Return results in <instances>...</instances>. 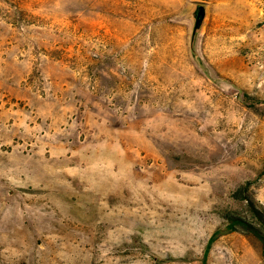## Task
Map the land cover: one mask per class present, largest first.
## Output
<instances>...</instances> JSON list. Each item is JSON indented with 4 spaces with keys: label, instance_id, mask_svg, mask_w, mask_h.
I'll return each mask as SVG.
<instances>
[{
    "label": "rangeland",
    "instance_id": "rangeland-1",
    "mask_svg": "<svg viewBox=\"0 0 264 264\" xmlns=\"http://www.w3.org/2000/svg\"><path fill=\"white\" fill-rule=\"evenodd\" d=\"M0 264H264V0H0Z\"/></svg>",
    "mask_w": 264,
    "mask_h": 264
},
{
    "label": "water",
    "instance_id": "water-1",
    "mask_svg": "<svg viewBox=\"0 0 264 264\" xmlns=\"http://www.w3.org/2000/svg\"><path fill=\"white\" fill-rule=\"evenodd\" d=\"M192 16L194 18V28H193V32H192V43H193L195 36H196L197 32H199V30L201 29L204 18H205L204 7H199L198 10L195 11Z\"/></svg>",
    "mask_w": 264,
    "mask_h": 264
},
{
    "label": "trees",
    "instance_id": "trees-1",
    "mask_svg": "<svg viewBox=\"0 0 264 264\" xmlns=\"http://www.w3.org/2000/svg\"><path fill=\"white\" fill-rule=\"evenodd\" d=\"M254 232H256V234H260V233H258L256 230H255Z\"/></svg>",
    "mask_w": 264,
    "mask_h": 264
}]
</instances>
